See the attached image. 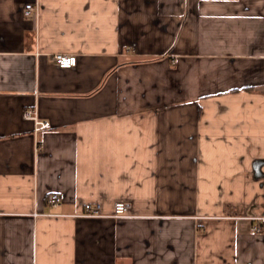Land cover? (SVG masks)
Returning <instances> with one entry per match:
<instances>
[{"label": "crops", "instance_id": "crops-1", "mask_svg": "<svg viewBox=\"0 0 264 264\" xmlns=\"http://www.w3.org/2000/svg\"><path fill=\"white\" fill-rule=\"evenodd\" d=\"M0 264H264V0H0Z\"/></svg>", "mask_w": 264, "mask_h": 264}, {"label": "built area", "instance_id": "built-area-1", "mask_svg": "<svg viewBox=\"0 0 264 264\" xmlns=\"http://www.w3.org/2000/svg\"><path fill=\"white\" fill-rule=\"evenodd\" d=\"M38 11L37 6L33 4H27L25 6V15L29 16ZM52 60L61 69H71L77 65L78 58L75 54L68 53H57L52 55ZM23 119L32 121L35 123V131L40 132L43 130H48L51 127L50 122L40 120L38 117V112L36 109H26L23 112ZM47 203L50 206L56 207L62 203V197L59 194H52L49 196ZM36 216L40 215L35 213ZM85 218H101L106 215L103 214L102 206L98 203H86L83 206V211L79 215ZM115 218H124L127 216V206L124 202H117L114 206L113 214L111 215ZM260 221V218H257ZM255 232L260 233L262 231L261 225L257 224L254 227Z\"/></svg>", "mask_w": 264, "mask_h": 264}]
</instances>
